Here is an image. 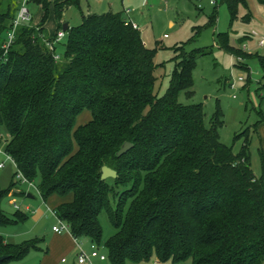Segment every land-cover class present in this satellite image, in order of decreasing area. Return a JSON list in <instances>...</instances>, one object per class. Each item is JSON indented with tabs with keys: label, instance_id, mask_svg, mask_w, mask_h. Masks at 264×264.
<instances>
[{
	"label": "trees",
	"instance_id": "obj_1",
	"mask_svg": "<svg viewBox=\"0 0 264 264\" xmlns=\"http://www.w3.org/2000/svg\"><path fill=\"white\" fill-rule=\"evenodd\" d=\"M79 2L52 1L57 31L63 12ZM222 2L231 24L239 7L246 10L241 21H250L246 0ZM257 2L264 7V0ZM32 4L47 11V0ZM17 8V0H0L5 153L16 175L36 183L44 201L52 195L61 200L54 213L72 237L99 246V217L106 212L115 229L104 244L110 264H139L152 257L174 264H264V163L255 175L248 139L236 154L221 143L218 105L206 122L202 104L178 100L181 93L192 97L196 62L209 52L175 47L168 88L159 96L155 51L144 46L122 13L81 15L79 25L65 32L59 62L54 60L56 44L54 53L45 45L53 37H47L43 20L38 28L31 23L19 27L4 53ZM214 22L213 13L208 23ZM216 44L246 62L255 58L264 80V52L247 54L230 45L225 34L217 35ZM260 88L264 91V84ZM83 111L89 120L77 124ZM259 116L264 124V114ZM125 142L132 148L117 157ZM103 166L116 177L102 181ZM15 187L12 181L8 190H0V199ZM2 214V226L26 219L18 210L12 220ZM39 242L18 246L0 237V257H6L0 264L23 260L40 250Z\"/></svg>",
	"mask_w": 264,
	"mask_h": 264
},
{
	"label": "rangeland",
	"instance_id": "obj_2",
	"mask_svg": "<svg viewBox=\"0 0 264 264\" xmlns=\"http://www.w3.org/2000/svg\"><path fill=\"white\" fill-rule=\"evenodd\" d=\"M47 1L46 12L37 5H30L31 24L38 28L43 20L46 35L52 37L58 25L54 16L53 0ZM246 3L251 17L247 23L241 21L246 10L239 7L237 19L231 24L227 6L222 0H102L100 4L80 0L79 7H69L63 12L61 22L67 23L69 27H75L79 25L81 15L89 12L120 13L123 8L137 15L142 42L146 48L155 51L154 63L157 65L154 71L157 79L155 93L159 96L168 88L174 68V48L182 45L186 51L205 48L209 53L198 58L193 70L192 97L186 98L184 93H181L178 100L183 105L202 104L206 122L218 105L223 115V126L218 130L221 143L231 147L236 154L244 140L248 139L251 169L255 175H259L261 163H264V124L258 122L259 114H264V91L260 88L264 80L255 58L246 62L242 57H234L216 44L217 35L225 34L230 45L244 47L243 51L247 54L264 52V48L257 45L258 41L263 39L260 34H264V7L257 0H246ZM139 12H142V16ZM213 13L215 22L210 25L208 20ZM195 33L197 34L192 39ZM244 36L248 38L239 45L238 39ZM66 39L67 36L61 43L56 44V53L59 56L63 54ZM239 78H242L243 82H239ZM89 116L88 111H83L77 118V124L85 118L89 119ZM0 137V162H4V167L0 170V190L6 191L12 181L17 182V187L0 199V210L7 220H12L11 217L17 211L14 204L19 207L20 212L26 214V219L22 222L0 225V237L5 242L18 246L40 241L38 244L40 250L30 252L21 262L9 264H77L76 245L68 252H63L58 241L52 247L56 248V251H50L48 248L49 240L54 236L52 227L58 225V219L52 210L59 198L52 195L44 201L37 191L36 183L29 184L16 175L14 163L5 157L7 133L4 128L0 129ZM16 189L18 193L13 195ZM26 207L30 212L25 211ZM99 221L102 239L98 251L105 255L104 244L115 233V229L111 226L106 212L100 215ZM78 244L84 252L89 253L90 245L85 238L77 239ZM44 256L47 257L45 261ZM61 259L66 262L61 263ZM91 264L110 263L108 260L99 262L95 259Z\"/></svg>",
	"mask_w": 264,
	"mask_h": 264
},
{
	"label": "built area",
	"instance_id": "obj_3",
	"mask_svg": "<svg viewBox=\"0 0 264 264\" xmlns=\"http://www.w3.org/2000/svg\"><path fill=\"white\" fill-rule=\"evenodd\" d=\"M32 0H17L18 8L16 11V15L14 19L12 20L10 29L5 34V44L3 45L4 53L7 52L11 44L13 43L16 35V31L19 27L25 24H30L32 22V16L30 12V4ZM93 1H99V0H93ZM201 1V0H197ZM200 7V5H198ZM128 12V11H126ZM134 28H136L135 25L131 24ZM65 36V32L63 30H58L51 41L45 40L46 47L50 50L55 52L54 45L60 43ZM44 40V39H43ZM258 46L263 47L264 46V39L258 41ZM60 56L56 53H54V60L59 61ZM239 81H243L242 78L238 79ZM5 157L12 161V158L5 153ZM13 162V161H12ZM4 167L3 163H0V169ZM18 176L21 177V179L26 182L21 174H18ZM31 184V183H29ZM14 207L18 209L14 204ZM58 219V218H57ZM52 231L56 234H62V233H68L69 232V226L62 220L58 219V225L52 227ZM78 252L76 255V261L77 264H89V260L92 258H98L100 260H105L106 257L103 254L99 253V246L95 243L90 242V251L89 253L84 252L81 246L78 244Z\"/></svg>",
	"mask_w": 264,
	"mask_h": 264
},
{
	"label": "crops",
	"instance_id": "obj_4",
	"mask_svg": "<svg viewBox=\"0 0 264 264\" xmlns=\"http://www.w3.org/2000/svg\"><path fill=\"white\" fill-rule=\"evenodd\" d=\"M90 2H98V4H100L101 2H102V0H99V1H93V0H89ZM212 3H215V1H212ZM68 9V8H67ZM66 9V10H67ZM126 11H128V12H126ZM120 13H122V16H123V18L126 20V21H128V22H130L131 24H133V25H135L136 26V28L138 29V31H139V24H138V19H137V15H133V14H131L132 12L131 11H129V9H125V8H123V10H122V12H120ZM87 14H92L91 12H89V13H87ZM86 14V15H87ZM139 14H140V16H142V12H139ZM251 19V18H250ZM242 23H245V22H242ZM67 24V23H66ZM32 25V24H31ZM33 26V25H32ZM67 26H68V24H67ZM69 27V26H68ZM62 30V29H61ZM56 32H57V30H56ZM55 32V33H56ZM140 32V31H139ZM253 32H255V31H253ZM55 35V34H54ZM54 35L52 36V37H54ZM141 35V34H140ZM260 36H262L263 37V39H264V34L263 33H261L260 34ZM48 38H52V37H49V36H47ZM248 38V36H246V39ZM258 45V44H257ZM145 46V45H144ZM146 47V46H145ZM259 47V46H258ZM241 48V47H240ZM262 48H264V46L262 47ZM242 50H245V48L244 47H242L241 48ZM239 81V80H238ZM239 82H243V81H239ZM226 83H228V85H229V81H227ZM89 118V117H88ZM89 119H87V118H85V119H83L82 120V122H79L78 124H84V123H86L87 121H88ZM0 163H3L4 164V162H0ZM3 169V168H2ZM1 170V169H0ZM18 193V190L16 189V190H14L13 191V195L14 194H17ZM60 202H61V200L59 199V201L55 204V206H54V208L58 205V204H60ZM17 210H19V208L17 209ZM20 211V210H19ZM25 211L26 212H30V209L28 208V207H26L25 208ZM52 212H53V214H54V216L56 217V215H55V213H54V209L52 210ZM31 214H33V213H31ZM11 218H13V216L11 217ZM57 218V217H56ZM53 232V231H52ZM53 234H54V236H53V238L51 237V239L49 240V243H48V248L50 249V251H52V250H54V251H56V248H52V247H54V243H56L57 241L59 242V247H61L62 248V250H63V252H68V251H70L75 245L77 246V239H75V238H73L72 237V235L68 232V233H62V234H56V233H54L53 232ZM85 240H87V239H85ZM88 241V243H89V245H90V241L89 240H87ZM63 243H64V246H63ZM49 249H48V251H49ZM46 253H47V250L45 251ZM27 257V256H26ZM25 257V258H26ZM105 257H106V259L105 260H100V259H98V258H91L90 260H89V264H91L92 263V261H94L95 259H97V260H99V262H105L106 260H107V256H106V254H105ZM24 258V259H25ZM46 258L47 257H45L44 256V259H43V261H45L46 260ZM23 259V260H24ZM23 260H21V261H23ZM21 261H18V262H21ZM61 261V263H65L66 261L64 260V259H61L60 260ZM148 262H151V264H174V263H172L171 261H167V262H164V263H161V262H159L158 260H157V258L156 257H152L149 261H147V262H144V263H148ZM76 263H77V261H76ZM141 263H143V262H141ZM141 263H139V264H141Z\"/></svg>",
	"mask_w": 264,
	"mask_h": 264
},
{
	"label": "water",
	"instance_id": "obj_5",
	"mask_svg": "<svg viewBox=\"0 0 264 264\" xmlns=\"http://www.w3.org/2000/svg\"><path fill=\"white\" fill-rule=\"evenodd\" d=\"M67 28H68L67 24H66V23L63 24V26H62V30H63L64 32H66ZM131 148H132V145H131L130 143H128V142H125V143L122 145V147L120 148V150L117 152V157H120V156L124 155V154H125L127 151H129ZM115 177H116V172H115L114 170H112V169H110V168H108V167H106V166H103V167L101 168V176H100V179H101L102 181H104V180H106V179H108V178H112V179H114ZM5 258H6L5 256H1V257H0V262L3 261Z\"/></svg>",
	"mask_w": 264,
	"mask_h": 264
}]
</instances>
